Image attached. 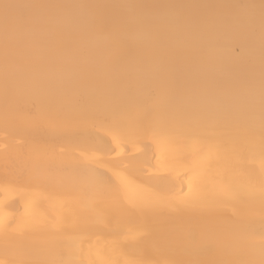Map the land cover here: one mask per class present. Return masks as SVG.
<instances>
[{"label":"snow or ice","instance_id":"1","mask_svg":"<svg viewBox=\"0 0 264 264\" xmlns=\"http://www.w3.org/2000/svg\"><path fill=\"white\" fill-rule=\"evenodd\" d=\"M182 7L190 6L0 0L5 126L24 122L59 137L68 123L103 120L117 139L151 133L181 162L189 139L215 141L226 161L221 174L193 164L186 188L161 187L149 176L134 194L126 173L106 171L102 158L50 164L36 178L60 179L62 202L21 222L16 230L42 239L24 258L0 264H264V0L224 6L240 12L234 54L254 49L257 23L260 36L258 72L249 56L247 74L228 82L212 79L200 70L202 58L177 46L211 23L207 16L172 14ZM189 129L200 131L193 137ZM256 156L259 176L247 167ZM185 216L204 223L189 231L149 224ZM136 219L145 221L142 230H123ZM13 223H0L6 241ZM113 223L119 230L107 233L103 247L95 245L100 226ZM208 241L220 243L221 258L154 254L157 246L199 254Z\"/></svg>","mask_w":264,"mask_h":264},{"label":"bare ground","instance_id":"2","mask_svg":"<svg viewBox=\"0 0 264 264\" xmlns=\"http://www.w3.org/2000/svg\"><path fill=\"white\" fill-rule=\"evenodd\" d=\"M34 2V0H24ZM45 3H99V4H165L190 6L174 9L172 14L179 16H207L210 26L202 34L189 40L177 42V46L187 49L194 58H202L200 70L212 79L228 82L243 78L248 72V57L255 60L257 72L260 63V36L257 23L254 49L244 48L241 54H234L238 46L242 25L237 16L238 9L224 6L259 4L260 0H35ZM217 6V7H202ZM193 137L200 131L187 130ZM62 136H53L31 127L24 122H13L5 126L0 119V223L14 221L7 241L0 235V260L8 262L24 258L29 245L37 244L41 237L16 230L21 222H30L42 217L62 202L60 179L46 181L36 178L37 171L46 173L50 164L70 163L77 159L102 158L103 166L108 170H122L129 181L128 190L134 194L136 185L147 177L161 187L175 184L187 187L185 173L193 164L204 168L209 174H221L225 171L226 161L214 147L215 141L202 144L199 140L189 139L186 145L187 159L181 162L173 151L155 140L151 133L125 138H114L110 124L103 120L71 122L63 126ZM149 147H145V146ZM195 157V159H193ZM31 165H39L37 170ZM257 176L261 171L258 156L247 161ZM111 174V171H109ZM203 221L194 216L153 220L149 224L154 230L198 229ZM93 243L103 247L109 231L119 230L113 223L101 225ZM143 219H136L124 226L123 230H142ZM156 258L165 259H201L221 258L220 243L208 241L199 254L185 253L166 246L154 249ZM123 260L125 257L113 253Z\"/></svg>","mask_w":264,"mask_h":264}]
</instances>
